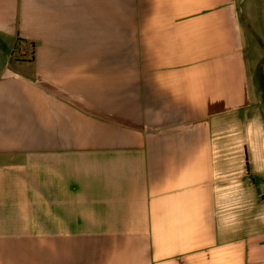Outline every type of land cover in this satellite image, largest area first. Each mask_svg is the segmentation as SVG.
<instances>
[{
	"label": "crops",
	"instance_id": "obj_1",
	"mask_svg": "<svg viewBox=\"0 0 264 264\" xmlns=\"http://www.w3.org/2000/svg\"><path fill=\"white\" fill-rule=\"evenodd\" d=\"M0 264H264V0H0Z\"/></svg>",
	"mask_w": 264,
	"mask_h": 264
}]
</instances>
